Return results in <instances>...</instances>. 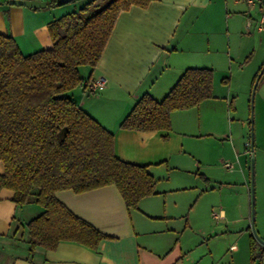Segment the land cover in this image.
<instances>
[{"label":"crops","instance_id":"obj_1","mask_svg":"<svg viewBox=\"0 0 264 264\" xmlns=\"http://www.w3.org/2000/svg\"><path fill=\"white\" fill-rule=\"evenodd\" d=\"M7 1L0 0V34L11 35L30 54L53 46L47 27L53 18L88 0L62 6L44 0L43 8ZM262 14L264 0L253 6L246 0H151L147 7L121 11L96 66H79L83 82L71 96L113 133L119 159L147 167L156 179L155 193L128 209L114 184L80 193L58 190L56 198L105 237L96 249L61 241L53 250L31 251L27 223L43 207L17 205L13 190L1 187L0 264H264V244L256 239L260 255L254 259L250 250L248 166L252 156L256 220L261 218L256 226L264 240ZM189 67L213 69L212 97L172 111L166 130L120 127L144 93L161 100ZM260 72L251 98L248 149L237 99ZM100 75L106 78L104 88L90 92L87 84ZM3 170L0 161V174Z\"/></svg>","mask_w":264,"mask_h":264},{"label":"trees","instance_id":"obj_2","mask_svg":"<svg viewBox=\"0 0 264 264\" xmlns=\"http://www.w3.org/2000/svg\"><path fill=\"white\" fill-rule=\"evenodd\" d=\"M95 1L47 24L51 48L24 54L11 35L0 34V188L12 189L17 205L43 207L27 223L31 251L37 246L53 250L61 241L96 249L105 237L59 201L58 190L80 193L114 184L128 209L155 193L156 179L147 167L119 159L113 133L71 96L83 82L79 66H96L119 13L132 5L147 7L151 0H107L94 11ZM222 81L227 83L228 77ZM212 83V68L189 67L161 100L144 93L120 127L169 129L171 112L212 97ZM256 244L251 234L253 259L260 255Z\"/></svg>","mask_w":264,"mask_h":264},{"label":"rangeland","instance_id":"obj_3","mask_svg":"<svg viewBox=\"0 0 264 264\" xmlns=\"http://www.w3.org/2000/svg\"><path fill=\"white\" fill-rule=\"evenodd\" d=\"M78 0H73V1H70L72 2L71 4H78L76 3ZM105 1L104 0H96L94 5L91 6V10H98L100 7H102L104 5ZM62 6V5H60ZM251 68V67H250ZM255 73V72H250V76ZM249 76V77H250ZM250 85V84H248ZM253 86V85H252ZM252 86L248 89V87L246 88V90L240 94L238 96V99H237V104H238V112H239V116L241 119H243L244 123H245V130H246V135H247V140H248V149H251V145H250V138H251V125L249 124V122L252 121V115L251 114V98H252ZM248 166L250 167L251 169V173H253V186H252V183L250 185V197L252 199V194H253V220H254V229H255V232L256 234L258 235V230H257V226L256 224L259 226L260 223V217H259V214H258V218L256 220V212H257V209H256V197H255V165H254V161H253V158L252 156H250V158L248 159ZM204 169V168H203ZM204 171V170H202ZM252 203V201H251ZM252 207V206H251ZM252 209V208H251ZM258 212H259V208H258ZM249 231L251 234H253V230H252V227H251V221L249 223ZM259 236V235H258Z\"/></svg>","mask_w":264,"mask_h":264},{"label":"water","instance_id":"obj_4","mask_svg":"<svg viewBox=\"0 0 264 264\" xmlns=\"http://www.w3.org/2000/svg\"><path fill=\"white\" fill-rule=\"evenodd\" d=\"M60 2L62 3H68L70 1H73V0H59ZM9 4H13V5H21V6H26V7H31V8H43L45 6H47V2L44 1V0H8L7 1ZM262 72L259 73V75L257 76L255 82H254V85L252 87V98H253V94L255 92V88H256V84H257V81L260 77V74ZM252 186H253V183H252ZM252 211H253V194H252ZM252 230H253V235L255 236V238L261 242L262 244H264V240H262L255 232V229H254V220H253V212H252Z\"/></svg>","mask_w":264,"mask_h":264},{"label":"built area","instance_id":"obj_5","mask_svg":"<svg viewBox=\"0 0 264 264\" xmlns=\"http://www.w3.org/2000/svg\"><path fill=\"white\" fill-rule=\"evenodd\" d=\"M247 3L249 5H254L255 3V0H246ZM260 25L261 27L264 26V14L261 15V20H260ZM105 83H106V78L105 76L103 75H100L98 76L96 79H94L93 81H90L88 84H87V89L90 91V92H97V91H100L104 88L105 86ZM227 166H230L229 163H226ZM215 216H217L216 213H214Z\"/></svg>","mask_w":264,"mask_h":264}]
</instances>
